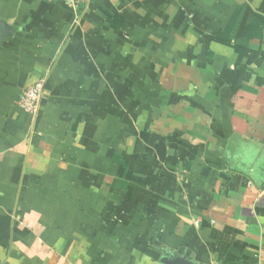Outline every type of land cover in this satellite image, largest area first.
Segmentation results:
<instances>
[{
	"label": "crops",
	"instance_id": "0c3cea01",
	"mask_svg": "<svg viewBox=\"0 0 264 264\" xmlns=\"http://www.w3.org/2000/svg\"><path fill=\"white\" fill-rule=\"evenodd\" d=\"M0 20V264H264V0Z\"/></svg>",
	"mask_w": 264,
	"mask_h": 264
},
{
	"label": "built area",
	"instance_id": "2783aa9c",
	"mask_svg": "<svg viewBox=\"0 0 264 264\" xmlns=\"http://www.w3.org/2000/svg\"><path fill=\"white\" fill-rule=\"evenodd\" d=\"M52 2L63 3L72 8L78 9L90 0H48ZM44 91V79L41 77L34 83L24 87L20 92L16 103L17 106L27 114H35L38 108L40 98Z\"/></svg>",
	"mask_w": 264,
	"mask_h": 264
},
{
	"label": "water",
	"instance_id": "95a60500",
	"mask_svg": "<svg viewBox=\"0 0 264 264\" xmlns=\"http://www.w3.org/2000/svg\"><path fill=\"white\" fill-rule=\"evenodd\" d=\"M8 26L5 22L0 20V44L3 41L4 37L8 34ZM166 264H194L193 262L187 260L185 257L174 258L168 261H165Z\"/></svg>",
	"mask_w": 264,
	"mask_h": 264
},
{
	"label": "trees",
	"instance_id": "16d2710c",
	"mask_svg": "<svg viewBox=\"0 0 264 264\" xmlns=\"http://www.w3.org/2000/svg\"><path fill=\"white\" fill-rule=\"evenodd\" d=\"M19 96V95H18ZM18 98V97H17Z\"/></svg>",
	"mask_w": 264,
	"mask_h": 264
}]
</instances>
